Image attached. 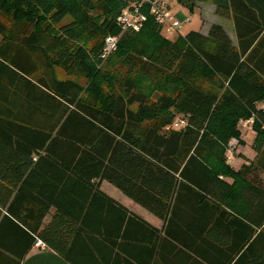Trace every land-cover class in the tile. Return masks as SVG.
<instances>
[{"label": "trees", "instance_id": "16d2710c", "mask_svg": "<svg viewBox=\"0 0 264 264\" xmlns=\"http://www.w3.org/2000/svg\"><path fill=\"white\" fill-rule=\"evenodd\" d=\"M198 1L177 0L190 13ZM127 6L0 0V189L16 187L21 168L54 169L49 190L63 184L69 203L83 201L84 218L72 208L70 217L92 237L83 220L96 205L136 217L101 192L106 181L165 222V240L183 264H264V167L235 170L227 156L233 139L244 144L241 122L252 120L253 148L264 153V14L232 17L218 6L234 20L235 47L218 25L207 37L170 40L149 8L142 30L125 32L117 18ZM108 36L119 38L118 47L102 59ZM11 189L0 191V206L12 200ZM29 196L18 191L5 216L19 232L20 261L38 239L54 250L39 233L49 203H36L34 225L29 209L26 219L14 215ZM0 249L13 252V242L0 239ZM7 260L20 264L0 251V264Z\"/></svg>", "mask_w": 264, "mask_h": 264}, {"label": "crops", "instance_id": "0c3cea01", "mask_svg": "<svg viewBox=\"0 0 264 264\" xmlns=\"http://www.w3.org/2000/svg\"><path fill=\"white\" fill-rule=\"evenodd\" d=\"M233 3L236 6H233ZM219 5L224 15L228 14L232 17L237 13L235 11H238V13L243 12L244 14L251 13L257 16L264 14V0H203L197 2L193 13L188 12L189 14L187 15L181 11H174L173 13L182 22L190 18V22H184L183 26L187 24L196 25L197 29L191 30V32H198L203 36H209L213 25L223 27L236 47L238 41L234 20L233 18L223 17L219 12ZM241 131L243 133L247 132L248 135L250 134L253 138L252 141L254 140V132L250 126ZM241 138L243 140V137ZM244 142L245 145L241 144L240 150L237 151L238 154L245 152L243 157H239V155L230 157L228 163L235 170L251 164H259L264 167V153L258 156V153L253 151V154H250V144L247 148V140H244ZM33 159L36 161L37 157ZM33 169L29 166L26 169L21 168L20 171L14 172L13 179L19 180V183L13 189L9 188V185L4 184L5 188L0 189V191L4 193L7 190H13L14 196L12 200L20 190L32 194L29 198L22 199L23 206H14V208H17L14 215L20 217L19 219H26L28 213L26 214L25 210L29 209L31 219L28 217L26 220L33 225L37 222L38 209L40 208L39 206L37 207L36 203L38 205H42V202L49 203V212L43 220L39 233H44L54 250L33 248L28 252L24 260L20 261V259L16 258L20 254V250H15V241L19 240V232L13 231L11 226L7 225L5 218V216L11 217L9 212H7L12 202V200H9L4 206H0L3 211L0 222L3 220L4 224L0 231V239L3 244L12 241L14 249L13 252H6L4 249H0V251H3L9 259L14 256L15 262L20 264H174L178 262L183 264L185 262L182 256L176 254V250L172 246L174 242L165 240V229L167 227L165 222L136 204L117 187L106 181L100 185L101 192L127 209L129 214L131 213L136 217L119 216L116 208H109L105 205L103 209H100L101 205H96L98 208H92L90 217L83 220L84 223L91 225L94 233L92 237L81 235L79 233L81 226L70 217L69 209L72 208L74 214L80 215V218L83 219L84 212L80 209V206L84 204L83 201L77 198V202L69 203L70 198L62 193L63 184L55 191L49 190V184H54V180H57L55 178L57 173L54 169L45 168L42 169V172H39V170L33 171ZM66 176L68 177V173H66ZM47 178L49 181H47ZM260 179L264 181L262 175ZM228 182L231 183V180ZM258 189L260 190L259 187ZM39 191H43V194L39 195ZM51 193L52 199H49L48 197L51 196ZM39 199L40 201H38ZM57 200L64 206L60 211L57 205L53 204V201L55 203ZM19 219L14 221L17 222ZM121 219L123 221H120ZM2 258L4 261V255ZM8 262L9 264H15L11 260H7V264Z\"/></svg>", "mask_w": 264, "mask_h": 264}, {"label": "built area", "instance_id": "2783aa9c", "mask_svg": "<svg viewBox=\"0 0 264 264\" xmlns=\"http://www.w3.org/2000/svg\"><path fill=\"white\" fill-rule=\"evenodd\" d=\"M128 6L122 10L117 18V23L122 27L125 32H139L142 30L145 22L147 21V15L144 13V9L149 8L150 14L154 16L156 22L162 26L167 32L178 33L184 22H190V18L186 21H180L172 11V0H126ZM119 38L108 36L106 37L101 54L102 59H106L109 55L116 52L118 47ZM252 121L241 122V130L251 125ZM183 120L179 121L175 126L179 127L184 125ZM239 140L233 139L228 147L227 156L230 160L232 153L235 149L239 148ZM234 149V150H233ZM34 248L47 249L46 245L37 240Z\"/></svg>", "mask_w": 264, "mask_h": 264}, {"label": "rangeland", "instance_id": "374dc122", "mask_svg": "<svg viewBox=\"0 0 264 264\" xmlns=\"http://www.w3.org/2000/svg\"><path fill=\"white\" fill-rule=\"evenodd\" d=\"M171 7H172L173 12L174 11L175 12L181 11L185 15L189 14L188 13L189 10L186 7L182 6V5H179V3L177 2V0H172ZM68 22H70V19H66L64 23H68ZM194 29H197V26L196 25H192V24L189 25V24H187L185 26H182V28H181V30H180L179 33H174V32L173 33H167V32H163V35L166 36L167 38H169L170 40H176L179 36H186L188 33L191 32V30H194ZM205 37H207V36H205ZM62 78H64V77H62ZM79 81L82 82L81 80H79ZM242 130H244V129H242ZM241 135L243 137V141L244 140H247V143H248V144H246L247 148H248V145L250 144V146H249L250 152L249 153L250 154H253V151L255 153H257V151L252 147V144H253V146L255 144L256 133H254V140L253 141H252V139H253L252 136L250 134L248 135L247 132H244L243 133L241 131ZM244 145H245V142H244ZM238 150H240V148L235 149L234 152L232 153L233 155H231V157H235L236 155H239V157H241V156L243 157V153H245V152H240L238 154L237 153ZM40 250H42V249H40ZM44 250H48V249H44Z\"/></svg>", "mask_w": 264, "mask_h": 264}]
</instances>
